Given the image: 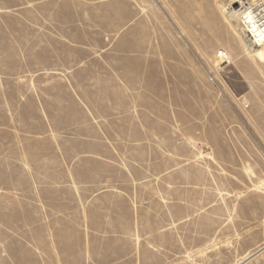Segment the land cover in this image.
I'll use <instances>...</instances> for the list:
<instances>
[{"label": "rangeland", "instance_id": "374dc122", "mask_svg": "<svg viewBox=\"0 0 264 264\" xmlns=\"http://www.w3.org/2000/svg\"><path fill=\"white\" fill-rule=\"evenodd\" d=\"M231 2L0 0V264L264 246V49Z\"/></svg>", "mask_w": 264, "mask_h": 264}, {"label": "bare ground", "instance_id": "6f19581e", "mask_svg": "<svg viewBox=\"0 0 264 264\" xmlns=\"http://www.w3.org/2000/svg\"><path fill=\"white\" fill-rule=\"evenodd\" d=\"M232 2L235 3V4H241L242 6H241V9H239V10L236 8L237 9L236 11H234L235 10L234 9V10H231L230 13H227L228 17L235 16L238 20H244V23L248 24L247 27L250 28V32L253 34V36H251V35L250 36L252 38H255L254 40L251 39L255 43V45L253 47L249 46L248 44L245 45L246 54L248 56L252 57V58H257V57L258 58H263V55H262L263 52L262 51L264 49V27H262V26H264V24L263 25L257 24L255 22L254 16L251 14V10H249V9L252 8L253 4L257 2V0H252V3H249V6H243V5H245L244 3H246L245 0H232ZM242 9H244V10L242 11ZM226 12H228V11H226ZM236 32L238 33V35H239L240 39L242 40V42L245 41V39L243 38L244 37L243 35H245V34L243 32H238V30ZM218 55L220 56V58H222L224 55H227V53H223L221 51V53L219 52ZM262 251H264V246L259 248L258 250H256L252 254H250L248 256H245L238 264H244L246 261H248L252 257L260 254Z\"/></svg>", "mask_w": 264, "mask_h": 264}]
</instances>
